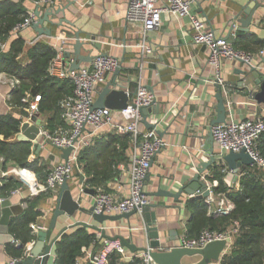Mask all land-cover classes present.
Here are the masks:
<instances>
[{
    "label": "crops",
    "instance_id": "obj_1",
    "mask_svg": "<svg viewBox=\"0 0 264 264\" xmlns=\"http://www.w3.org/2000/svg\"><path fill=\"white\" fill-rule=\"evenodd\" d=\"M70 1L72 0H56L52 8L56 10L64 7ZM128 1L76 0L75 4L70 5L65 10V15L59 12L51 16V20L54 22H57L59 18H65L73 23L72 26L67 23H62L60 26H51V24L45 22L44 26L51 28L52 31L50 37L38 36L31 25L19 34L30 45H34L36 42H43L54 49L60 42L59 38L63 36L68 42V45H66L68 50H72L69 44L74 42V31L78 29L81 31V39L85 41L84 46L81 48L82 54L86 55L89 52L92 55L107 53L118 58L119 63H121V71L118 76L121 84L120 88L128 90L132 97L137 85L140 84L154 96L158 104V110L155 112L153 107L148 113L147 121L155 124L156 133L158 131L162 133V136H159L158 133L157 135L163 143L157 149L151 161L145 181V192L151 199L150 204L153 205L150 212H153L156 218L161 247L169 248L176 243L183 232V228L186 227L189 215L184 204L187 196L182 194L178 200H175L172 197L160 196L155 193L158 190L177 192L181 186L186 185L190 181L200 163L209 160L211 148L214 155L216 154V145L213 141L210 143L209 134L212 126L211 122L216 116L217 100L215 96L219 86L216 83L215 69L208 63L209 51L205 47L195 45L192 42L189 24L184 19H177L172 15L162 14V22L159 29L147 32L146 45L149 51L141 59V49L138 44L140 43L142 31L139 26L130 23L126 18ZM191 1L192 12L206 22L208 28L214 32L215 36L222 39L233 36V40L239 33L236 30L238 26L236 18H241L243 8L250 2V0ZM258 2L260 5L255 10L249 31L243 35L254 34L264 39V0H258ZM25 3L28 11L34 12L37 5H34V2L30 0H26ZM46 8L48 7L40 5L38 9L42 14ZM232 23H235L233 24L235 26L230 31ZM92 43H97L99 47H95ZM259 51L252 53L251 64L264 73V55H259ZM71 59L72 56L66 61L70 62ZM22 63L25 62L22 61ZM86 64L82 63L81 66ZM248 68L246 63L228 60L222 61L219 68L220 77L230 91L228 92V100L231 101L235 119L263 118L264 116V104L258 103L254 98L259 87L254 83V79L250 75L245 77L239 72L248 70ZM112 76L110 74L108 80ZM104 85H99L95 89V99ZM6 86L8 87V85ZM6 86L5 90L0 83V113L8 112L10 109L6 98V94L10 89L8 87V90ZM221 93L224 100L227 101L224 93L222 91ZM113 111L116 112V110ZM38 120L43 122L45 118L41 115L40 117L38 116ZM122 122L121 117L115 115L113 124ZM139 128L141 131L147 129L142 122ZM114 131L113 126H103L96 133L92 147H97V142L102 141L107 134L114 133ZM132 151L133 144L129 136L128 148L125 151V155L128 158L126 163L129 161ZM39 154L40 158L47 162V167L48 164L51 165L50 168L48 167V171L56 162L63 160L62 151L51 145L41 147ZM2 162L0 159V185L1 179L7 176L15 177L21 182V185L8 197L0 196V199H9L11 201L15 212L12 217H14L22 212L21 202L28 198L29 187L42 182L45 178L42 181L38 180V177H34L32 173L27 171L24 173H3L17 166L8 163L3 167ZM126 163H119L118 174L103 182L101 185L103 189L120 196L127 194L129 164L127 165ZM78 165L67 183L80 205L89 208L93 204L94 189L93 195L90 192L80 193L79 187L83 186V181H80V175L84 177V174L82 165ZM222 165L227 167L225 162ZM210 168L211 166L207 169V172L210 171ZM223 180L228 186H234L237 181V179H233L230 173H225ZM58 188L54 191H49V193L37 195L39 197L37 208L43 214L37 218L35 224L42 226L43 230L41 231L46 232L44 245L48 244L65 225L78 220L86 221L90 225L103 227L108 236L128 238L131 243L138 247L148 245L149 240L144 230L143 213H136L130 216L129 219H120L115 222L105 221L101 224L93 220L87 213L77 211L72 218L60 217L56 221L55 227L50 229L49 223L55 209ZM215 207L216 201L211 204V209ZM20 208L21 210L19 211ZM150 212H148L149 215ZM69 229L67 231H70ZM86 230L100 237L99 232H95L90 228H86ZM33 233L35 238L26 244L27 248L32 247V245L36 246L38 243V232L33 231ZM12 238L8 232H0L1 264L20 259L13 258L7 253L6 245L12 244ZM104 240L99 239L95 251L102 246ZM226 247L227 244L225 245ZM88 253H92V249L86 250L83 256L88 255ZM127 254L142 255L140 252L131 253L128 250ZM198 260L199 257H185L182 262L183 264H191Z\"/></svg>",
    "mask_w": 264,
    "mask_h": 264
},
{
    "label": "built area",
    "instance_id": "obj_2",
    "mask_svg": "<svg viewBox=\"0 0 264 264\" xmlns=\"http://www.w3.org/2000/svg\"><path fill=\"white\" fill-rule=\"evenodd\" d=\"M56 0H36L37 6L52 7ZM191 0H129L126 10L127 20L139 26L142 33L140 43L142 59L149 51L146 45L147 32L159 29L161 25L162 14H169L177 19H184L188 22L192 33V42L195 45L205 47L208 51V63L212 65L216 72V83L221 88L224 96L227 98L226 119L224 123H217L210 127V133L213 142L216 145L215 164L222 165L224 163L223 155L228 152L238 153L244 150L257 164L264 168V159L257 148V140L264 133V119L259 118H243L235 119L233 117L231 101L228 100L229 88L220 77V65L222 61H238L244 60L248 66H252V53L234 49L231 43L225 39L218 38L214 32L208 28L206 22L197 16L191 10ZM35 16L33 12L13 29V35L19 34L22 30L31 25ZM60 42L55 47L56 56L49 61L47 67V75L58 80H67L72 85V93L60 99L59 110L62 123L56 125L53 129L46 126V122L38 120V103L39 95L33 98H24L21 102L26 103V115L21 116V124L28 122L34 123L40 129V144L54 146L61 151L72 147L67 160L56 162L46 174L45 179L29 187L28 198H33L41 193H49L56 190L61 183L68 181L73 171L78 167V157L82 150L91 147L94 144L96 133L105 125L113 126L116 134H128L131 137L133 151L126 163L128 166V192L126 195L120 196L116 193L108 192L103 187L94 188L93 204L95 213L104 214H120L127 213L133 209H137V213L142 214V208L151 203L150 197L145 192V181L148 176L151 161L157 149L162 145V140L156 133L155 129H146L141 131L142 107L149 106L155 100L154 96L147 89L138 84L133 96L129 98L126 108L110 110L108 108L92 109L95 101L94 92L99 85L107 84L114 80V88H120L119 75H114L116 69L120 67L117 57L107 53H97L92 60L86 65H82L77 70H69V62L64 56L68 50V42L62 36ZM0 48H5L4 43H0ZM259 55H264V50L259 51ZM112 74V78L108 80V76ZM2 74H0V83ZM108 80V81H107ZM9 89L15 88L19 84L16 77L10 76L5 80ZM126 90V89H125ZM10 91V90H9ZM9 91L6 94L7 101L9 99ZM129 92L128 90H126ZM130 93V92H129ZM9 111L12 105L9 104ZM115 115L121 117L122 123L113 124ZM32 153L34 148L32 144ZM34 157L31 154L29 160ZM2 160V157H0ZM125 164V163H122ZM119 164L116 166L118 168ZM225 173H232L226 166L222 169ZM24 173L25 170L20 167H12L3 173ZM80 173H82L80 171ZM6 174H4L6 176ZM237 178L239 170L236 173ZM210 173L205 171L200 175L203 181H206L210 190L209 196L205 199L209 205V212L217 214L228 213L232 209L231 201L224 194H215L214 187L217 181L208 179ZM82 176V175H80ZM80 193L84 192V186H80ZM14 192V191H13ZM12 192V193H13ZM216 201V207L211 209V204ZM25 208V204L22 203ZM33 231L43 230L42 226L35 223L30 224ZM238 230V224L235 222L233 226L224 232L203 230L197 236H188L186 227L173 246L169 248L159 247L157 250H170L172 247L184 248H203L210 242L224 240L227 247L222 255L227 251L232 243L233 235ZM15 246L19 245V241L12 238ZM112 252L120 254L123 260H130L133 256L141 257L144 264L150 261L147 254H127V250L123 247L118 239L104 240L102 246L98 250L88 253L86 256L76 258L74 264H86L91 261L94 264H107L108 255ZM92 256V257H91ZM85 258V259H83ZM15 260L6 264H14ZM1 264V263H0Z\"/></svg>",
    "mask_w": 264,
    "mask_h": 264
},
{
    "label": "trees",
    "instance_id": "obj_3",
    "mask_svg": "<svg viewBox=\"0 0 264 264\" xmlns=\"http://www.w3.org/2000/svg\"><path fill=\"white\" fill-rule=\"evenodd\" d=\"M32 2L36 0H30ZM26 0H0V74L16 77L19 84L9 91L11 99L7 104L12 109L0 113V157L3 167L12 163L32 173L38 180H43L48 173L47 162L40 154L32 153V143L18 141L16 135L21 126V116L26 115V103L21 98L29 94L28 99L40 96L37 115L45 118L50 129L62 123L59 101L72 93V85L67 80H58L47 75L50 60L56 56V50L49 44L36 42L30 45L20 34L13 35V29L28 15ZM35 5V2H34ZM234 49L253 53L264 49V39L254 34L238 33L231 43ZM24 61L25 63H22ZM20 100V101H19ZM19 101L17 106L12 104ZM19 106V107H18ZM17 108V109H15ZM264 119V116H263ZM97 147L82 150L78 157L82 165L83 186L96 188L103 182L118 174L116 166L126 163L125 151L128 148V134H107ZM257 148L264 159V133L257 140ZM31 154L34 155L29 160ZM225 165H213L210 168V181H217L215 194H224L232 203V209L225 214L209 212L205 198L187 199L185 208L189 215L186 222V234L197 236L201 231L224 232L236 222L238 230L233 235L229 249L218 261L211 264H264V168L253 164L242 166L234 186H228L223 180ZM21 185L15 177H3L0 185V196L8 197ZM38 196L22 200L25 204L22 212L10 219L8 233L19 245L26 246L35 238L30 224L42 216L37 208ZM68 230V229H67ZM63 232L56 242V255L53 264H74L76 258L84 255L86 250L98 246L99 237L88 232L83 226H73L70 231ZM7 253L13 258L23 256V248L6 245ZM86 264H94L87 261ZM107 264H144L141 257L133 256L123 260L117 252L108 255Z\"/></svg>",
    "mask_w": 264,
    "mask_h": 264
},
{
    "label": "water",
    "instance_id": "obj_4",
    "mask_svg": "<svg viewBox=\"0 0 264 264\" xmlns=\"http://www.w3.org/2000/svg\"><path fill=\"white\" fill-rule=\"evenodd\" d=\"M76 0H72L67 3L64 7H60L54 10L52 7L46 8V10L41 14L39 11V6H36L33 14L35 19L31 23L33 30L37 33L38 36H51V28H47L44 26V23L47 22L52 25L60 26L62 23H67L69 25H73V23L69 22L65 18H59L57 22L51 20V16L58 14L59 12L65 15V10L70 6L75 4ZM258 0H250V2L243 8V12L241 14V18L237 19L238 26L236 30L245 34L249 31V28L252 24L253 15L255 10L259 7ZM235 23H232L230 27V31L233 30ZM81 31H74V42L70 43L69 46L72 50L65 51V58L69 59L72 56V59L69 62V70H77L81 67L82 63H89L93 56L91 52L84 55L81 53V48L84 46L85 41L81 39ZM225 40L229 43H232L233 36L226 37ZM88 43V42H87ZM95 47H99L97 43H92ZM91 44V45H92ZM238 62L245 64L244 60H238ZM121 64V63H120ZM121 66V65H120ZM248 70L239 71L243 76L250 75L254 79V83L259 87V90L256 92L254 98L258 103L264 104V73L262 71L257 70L253 66H248ZM121 71V67L116 69L114 75H119ZM243 84V81H242ZM115 85L114 80L108 82L103 88L98 92V96L92 104V109H103L108 108L110 110H120L126 108L127 102L129 98H131V93L127 92L122 88H114ZM217 95L215 96L217 100L216 105V116L211 122L212 125L217 123H224L226 119V105L225 100L221 93V88L218 87ZM158 110V104L156 100L152 102L149 106L142 107L140 109L142 119L141 122L146 126L147 129H155L154 123H149L147 121L148 113L151 109ZM158 113V111H157ZM159 136H162L161 132H157ZM16 139L18 141L31 142L33 144V148L35 153H38L41 149L40 144V129L39 126L28 122H23L20 126L19 132L16 135ZM209 141H213L211 133L209 134ZM72 150V147H68L62 150V158L63 160H67L68 156ZM210 157L208 161L201 162L199 167L196 168V172L190 181L181 186L177 192H170L166 190H158L156 195L160 196H168L172 197L175 200H178L182 194L187 196V199H202L207 198L210 194V190L208 188V184L206 181H203L200 178V175L207 171V169L213 165H215V155L210 150ZM223 160L227 164L228 169L232 172L230 173L233 176V179H237V172L242 166H250L253 165V159L244 151H240L238 153L228 152L223 155ZM80 181H83V176H80ZM84 192H90L93 195V189L84 188ZM152 204L146 205L142 208L144 215V230L146 233V237L149 240L148 245L144 247H138L135 244L131 243L130 239L124 238L121 236H108L105 233V229L100 226L90 225L86 221H74L71 224L65 225L61 228L56 235L52 238V240L44 245L46 240V232L45 231H37L38 243L37 245H32V247L21 246L24 250L23 256L20 259L15 260L14 264H53L56 255V242L60 235L65 232L67 229L73 226H83L85 228H90L95 232L100 233L101 239L106 240H116L118 239L123 247H125L129 252L136 253L140 252L141 254H147L150 258V261L147 264H183L182 259L185 257H199V260L191 263V264H211L213 261H218L222 256V253L225 249V241H213L205 245L203 248H184V247H172L170 250L159 251L157 250L161 246V240L159 238V230L156 224V218L153 212H150ZM14 207H12V203L9 199H0V232L7 233L8 225L12 215L15 214ZM21 208L19 209V211ZM83 212L90 215L93 220L98 223H104L105 221H119L120 219H129L130 216L137 213V209H133L127 213L120 214H104V213H95L94 205H91L89 208H85L80 205L77 198H75L72 190L69 187L67 181H64L59 185L58 194L56 197V205L53 210L49 228L53 229L55 227L56 221L60 217L72 218L75 213ZM150 212V215L148 214ZM17 214V213H16ZM34 246V247H33ZM41 250H39V248ZM92 257V256H91Z\"/></svg>",
    "mask_w": 264,
    "mask_h": 264
},
{
    "label": "rangeland",
    "instance_id": "obj_5",
    "mask_svg": "<svg viewBox=\"0 0 264 264\" xmlns=\"http://www.w3.org/2000/svg\"><path fill=\"white\" fill-rule=\"evenodd\" d=\"M9 77H10V75H7V74H5V73H2L1 87H2V88L4 87L5 90H6L5 86L7 85V84L5 83V80L8 79ZM6 87H7V86H6ZM7 89H8V87H7ZM8 90H9V89H8ZM8 90H7V91H8ZM10 90H11V89H10ZM24 96H25V97H22L21 100L24 99V98H28V97H29V94H27V95L24 94ZM9 99H11V96H9ZM19 101H20V100H19ZM19 101H17V102H16V101H15V102L12 101V104H13L14 106H17V105L19 104ZM18 107H19V106H18ZM15 109H17V108H15ZM50 166H51V165L48 164V167H49V168H50ZM48 167H47L45 170H48V169H49ZM27 172H28V173H31V172H29V171H27ZM75 173H76V172H75ZM213 262H215V261H213Z\"/></svg>",
    "mask_w": 264,
    "mask_h": 264
}]
</instances>
